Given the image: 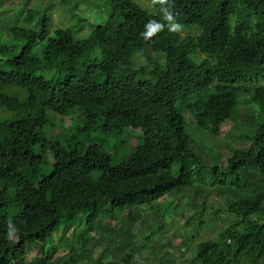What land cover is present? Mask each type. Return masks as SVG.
<instances>
[{"label": "trees", "instance_id": "16d2710c", "mask_svg": "<svg viewBox=\"0 0 264 264\" xmlns=\"http://www.w3.org/2000/svg\"><path fill=\"white\" fill-rule=\"evenodd\" d=\"M166 11L199 33L169 32ZM106 13L105 25L77 39L71 29L50 35L47 10L29 8L25 20L39 30L13 28L14 45L0 47V264H24L75 213H87L88 229L100 222L102 203L123 213L184 189L191 199L202 194V212L212 193H227L225 211L234 217L217 238L196 245L191 264H264V0H156L152 12L134 0H111ZM154 24L163 30L143 39ZM149 51L151 67H137L135 56L148 60ZM240 97L252 107L249 147L207 166L193 154L177 107L212 135L239 120ZM49 111L80 113L79 132L107 140L140 128L142 143L119 164L103 146L50 143L42 137ZM203 168L212 187L202 181ZM16 205L22 209L10 222L6 211ZM85 234L64 264H77L75 255L93 243ZM126 256L108 264H130L133 254Z\"/></svg>", "mask_w": 264, "mask_h": 264}, {"label": "rangeland", "instance_id": "374dc122", "mask_svg": "<svg viewBox=\"0 0 264 264\" xmlns=\"http://www.w3.org/2000/svg\"><path fill=\"white\" fill-rule=\"evenodd\" d=\"M144 10L152 12L151 0H134ZM111 0H0V47L13 46L14 42L9 36L13 28L39 30L36 20L28 23L25 20L29 8L46 9L48 17L52 20L50 35L57 29H71L77 39L84 38L98 25H105L107 20L106 7ZM198 27L182 29L183 35H196ZM43 46L34 49L35 55H41ZM148 60L136 55L134 58L137 67L149 65L155 61L152 52L146 53ZM165 59L163 54H157ZM141 57V58H140ZM195 57L199 58L196 54ZM151 67V66H150ZM24 93H22L23 95ZM242 101L239 120L221 125L212 135L196 130L193 120L185 108L177 107L178 112L185 121L186 132L192 144L190 146L195 156L203 157L207 166L225 161L231 157L232 148H248L249 143L245 136L250 130L249 126L252 107L246 99ZM3 110L0 105V118ZM80 113L74 118L56 116L48 112V121L42 130V137L50 143H59L63 147H75L77 144L86 146H103L109 152L115 164H119L130 157L142 143V129H123L119 136L107 140L101 133L87 136L79 132L84 126ZM119 143V144H118ZM220 164V163H219ZM221 165V164H220ZM48 173V170L46 171ZM202 181L212 187L209 170L202 169ZM197 178V176L195 177ZM4 189L5 185L0 183ZM178 191L162 197L154 202L152 207L139 206L121 213L111 203L101 204L100 222L93 227L85 228L87 213L80 212L73 215V219L63 220L59 229L53 234L51 241L36 243L31 252L23 258L24 264H64L66 256L80 249L81 238L87 235L93 239L89 242L82 254L75 255L77 264H100L96 261L104 260L106 264L115 262L114 258L121 254L132 255L130 264H158L161 260L166 263L191 264L194 249L198 243L217 238L219 232L232 225L234 217L225 211L230 196L227 193H212L204 202L202 194H196L193 199ZM22 206H12L6 211L10 222L18 215ZM220 210V213L213 212ZM0 210V214H1ZM202 212V213H201ZM203 222L199 236L194 238L196 225ZM119 233V236L116 234ZM130 234L133 235L129 242ZM116 237V241L111 240ZM104 239V244L94 243ZM111 242V243H110ZM110 243V244H108ZM113 245V248L110 247ZM108 248L109 250H106ZM118 254V255H117ZM126 256V257H127ZM105 258V259H104ZM172 259V260H170ZM118 264H129L124 259Z\"/></svg>", "mask_w": 264, "mask_h": 264}, {"label": "clouds", "instance_id": "9594fccd", "mask_svg": "<svg viewBox=\"0 0 264 264\" xmlns=\"http://www.w3.org/2000/svg\"><path fill=\"white\" fill-rule=\"evenodd\" d=\"M156 0H152V3L154 4ZM163 2V0H161ZM166 20L168 21V30L169 32H180L183 28V25L179 22H176L175 17L167 13L166 11ZM163 28L159 24H154L149 27V30L147 32H141L140 35L143 37V39L148 40L150 37L153 36L154 33L162 31Z\"/></svg>", "mask_w": 264, "mask_h": 264}]
</instances>
